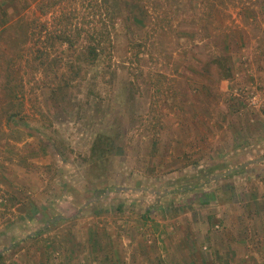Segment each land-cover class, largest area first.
<instances>
[{
    "label": "rangeland",
    "instance_id": "rangeland-1",
    "mask_svg": "<svg viewBox=\"0 0 264 264\" xmlns=\"http://www.w3.org/2000/svg\"><path fill=\"white\" fill-rule=\"evenodd\" d=\"M94 1L60 85L55 14L0 0V264H264V0Z\"/></svg>",
    "mask_w": 264,
    "mask_h": 264
},
{
    "label": "trees",
    "instance_id": "trees-1",
    "mask_svg": "<svg viewBox=\"0 0 264 264\" xmlns=\"http://www.w3.org/2000/svg\"><path fill=\"white\" fill-rule=\"evenodd\" d=\"M75 1L76 0H43V4H47L41 9L43 14H55L53 19L60 25L52 36V42L59 40L61 47L65 44V47H62V55H57L48 62L51 69L53 68V65H66L58 79L60 85H69L72 81L83 79L87 76L88 68L85 66V63L89 64L90 62L98 60L101 45L106 39V33H108V25L106 24V18H104L106 15L103 12H96L98 11L97 9L93 14L95 17L103 16L101 17L103 20L100 22L103 24H100V26L99 24L93 25L94 27L92 31L79 28L76 31V34H72L73 32L70 30L69 25L73 23L74 16L79 14L81 6L83 7V10H87L86 6L89 4H85L86 1L92 2L93 0H84L81 3V6L80 4L77 5L78 7L74 5ZM94 2L98 3V7L102 6V0H97V2L95 0ZM63 5H65L66 9L61 8ZM101 11L103 10L101 9ZM40 56L41 55H39V59L45 64V59L40 58ZM216 63H218V67L221 69L222 73H224L223 75L225 77L232 76L230 66H228V68L224 67L219 58H216ZM13 115L14 114H12L11 117H13Z\"/></svg>",
    "mask_w": 264,
    "mask_h": 264
},
{
    "label": "crops",
    "instance_id": "crops-1",
    "mask_svg": "<svg viewBox=\"0 0 264 264\" xmlns=\"http://www.w3.org/2000/svg\"><path fill=\"white\" fill-rule=\"evenodd\" d=\"M232 74H233V72H232Z\"/></svg>",
    "mask_w": 264,
    "mask_h": 264
}]
</instances>
